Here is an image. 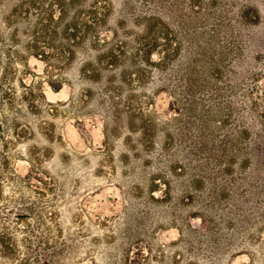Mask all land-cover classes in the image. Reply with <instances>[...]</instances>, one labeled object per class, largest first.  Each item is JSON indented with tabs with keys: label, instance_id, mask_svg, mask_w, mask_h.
I'll list each match as a JSON object with an SVG mask.
<instances>
[{
	"label": "rangeland",
	"instance_id": "obj_1",
	"mask_svg": "<svg viewBox=\"0 0 264 264\" xmlns=\"http://www.w3.org/2000/svg\"><path fill=\"white\" fill-rule=\"evenodd\" d=\"M0 264H264V0H0Z\"/></svg>",
	"mask_w": 264,
	"mask_h": 264
}]
</instances>
